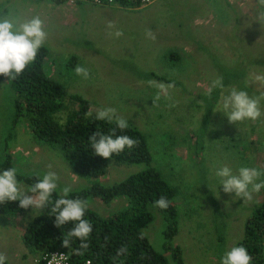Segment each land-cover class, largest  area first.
<instances>
[{
	"label": "rangeland",
	"instance_id": "374dc122",
	"mask_svg": "<svg viewBox=\"0 0 264 264\" xmlns=\"http://www.w3.org/2000/svg\"><path fill=\"white\" fill-rule=\"evenodd\" d=\"M141 5H147V11L162 8L165 15L147 22L139 7L117 3L0 0V18L41 17L48 33L47 75L67 95L89 100L92 113L113 107L146 135L152 165L175 189L178 230L173 243L181 248L185 264H220L242 239L244 223L261 202L264 187L252 192L251 200L225 193L215 170L225 165L233 174L240 167L264 170V115L234 124L214 110L232 88L253 97L264 93V84H246L250 73H264V7L257 0H146ZM109 21L115 28L107 27ZM117 29L123 31L119 38L110 35ZM149 29L154 41L146 37ZM77 65L89 69L88 79L75 74ZM218 77L223 78L224 88H213L209 95L207 90ZM149 80L174 82L171 98L161 96L153 104L158 89L149 86ZM9 83L8 77L0 81V162L10 153L17 174L42 178L54 171L59 177L56 191L62 195L65 186L76 191L95 182L109 185L146 167L111 160L99 177L77 173L60 150L37 138L25 121L11 128L14 96ZM66 103L69 108L76 106ZM260 108L264 113V99ZM261 181L264 176L256 183ZM127 199L89 198L87 202L88 208L104 216L125 208ZM40 211L0 214V252L7 255L6 264H38L35 259L41 252L24 243L23 233L26 222ZM152 212L154 218L144 233L163 252L164 217L156 209ZM165 255L173 264L170 254Z\"/></svg>",
	"mask_w": 264,
	"mask_h": 264
},
{
	"label": "trees",
	"instance_id": "16d2710c",
	"mask_svg": "<svg viewBox=\"0 0 264 264\" xmlns=\"http://www.w3.org/2000/svg\"><path fill=\"white\" fill-rule=\"evenodd\" d=\"M61 3L62 0H54ZM121 7H139L141 0H112ZM107 2V4H111ZM47 48L41 47L37 56L22 74L10 80L9 86L13 91V114L11 128L20 121H25L30 130L40 140L56 147L64 159L77 173L88 177L104 175L109 162L124 164H144L146 167L131 173L119 182L104 185L99 182L91 186L71 191L67 198H99L110 202L118 196H126L127 206L109 215H101L91 208L86 209L84 219L92 224V232L88 238L89 248L84 255L75 254L81 241L76 237L70 238V247H62L63 240L76 222H68L61 227L55 225V213L51 211L56 199L62 195L55 191L50 203L39 213L32 216L25 225L23 241L35 251L48 252L59 250L68 255L70 264H82L86 260L91 264H169L166 253H169L173 264H185L181 256V248L173 243L178 230V212L173 203L175 189L161 175L160 170L152 165L153 157L148 146L146 135L133 123L128 122V128L117 129V135H127L138 141L132 148L127 147L118 155L103 158L94 154L89 143V137L99 130L110 134L115 123L95 119V113L88 116L90 102L78 95H67L62 86L47 75L44 69V58ZM5 76L0 75V81ZM66 101L75 104L69 108ZM65 112V114H63ZM6 138L4 149H8ZM14 167L10 153L6 152L0 162V172ZM37 175L17 174V180L28 185L37 181ZM164 196L169 201V207L161 209L154 206V201ZM31 208L24 209L19 201L0 204V214L11 216L23 215ZM158 210L164 217L162 251L156 250L144 233V228L153 220L152 210ZM122 246L127 253L117 257V250ZM236 246H244L252 256L251 264L264 262V189L262 200L253 208L246 219L243 237ZM115 258V259H114Z\"/></svg>",
	"mask_w": 264,
	"mask_h": 264
},
{
	"label": "clouds",
	"instance_id": "9594fccd",
	"mask_svg": "<svg viewBox=\"0 0 264 264\" xmlns=\"http://www.w3.org/2000/svg\"><path fill=\"white\" fill-rule=\"evenodd\" d=\"M257 3L264 7V0H257ZM107 27L115 28L113 22L109 21ZM146 37L155 40V34L149 29L146 30ZM116 38L123 35V31L117 29L110 33ZM48 38V33L44 29V21L39 15L29 19L19 18H0V75L8 77L9 80L16 79L23 73L25 68L34 62L37 53L44 46ZM75 74L83 79L90 77L89 69L82 65H77L74 69ZM148 85L158 89L153 100V104L161 96L170 97V89L175 88V83L168 84L149 80ZM247 83L264 84V73H250ZM213 88H224L223 78L218 77L212 81L211 87L207 92L211 95ZM264 99V93L260 96H249L244 90L232 88L227 95L222 97V102L214 110L222 111L230 123L244 120L256 121L264 115L261 112L260 101ZM88 116L92 112L87 113ZM95 119L115 123L116 127L110 130V134H103L99 130L92 133L89 137V143L94 154L103 158H110L113 154L118 155L128 149L134 148L138 141L127 136L117 135V129L124 130L128 128V120L118 115L117 110L113 107H101L96 110ZM51 168V165H49ZM17 168L11 167L0 172V204L5 202L19 201V206L24 209L35 208L43 210L51 201L52 194L56 191L59 177L54 171H48L43 174L42 178L37 174V181L33 185L22 186L17 180ZM215 175L220 179V185L223 186L225 193H235L236 196H242L247 200L252 199V192H259L264 187V181H256L264 176V170L256 167H240L238 174H233L232 169L227 165L215 170ZM251 185V191L249 186ZM72 191L70 185L63 187L62 196L56 199L51 211L55 213V225L61 227L68 222H76L75 226L67 233L62 247H70V238L76 237L81 243L75 254L84 255V251L89 248L88 238L92 232V224L84 219L88 202L80 198H67ZM32 193L29 195L27 193ZM154 206L161 209L169 207V201L161 196L154 201ZM128 249L122 246L117 250V257L126 254ZM48 264H62L68 257L64 254L52 255ZM115 259V258H114ZM7 255L0 252V264H6ZM252 256L244 246H233L221 258L220 264H251ZM89 264L91 262L89 261Z\"/></svg>",
	"mask_w": 264,
	"mask_h": 264
},
{
	"label": "built area",
	"instance_id": "2783aa9c",
	"mask_svg": "<svg viewBox=\"0 0 264 264\" xmlns=\"http://www.w3.org/2000/svg\"><path fill=\"white\" fill-rule=\"evenodd\" d=\"M80 0H62V2H66L67 4L73 5L74 3H77ZM84 1V0H81ZM87 2L94 4V5H107V2L111 3L112 0H86ZM146 0H141V4H143V2ZM59 255V254H64L68 257V255L63 252V251H59V250H54V251H48V252H41L39 253V256L35 259L36 263L38 264H48V260L52 259V255ZM62 264H70L69 258L62 262ZM82 264H89V261L86 260L84 263Z\"/></svg>",
	"mask_w": 264,
	"mask_h": 264
},
{
	"label": "crops",
	"instance_id": "0c3cea01",
	"mask_svg": "<svg viewBox=\"0 0 264 264\" xmlns=\"http://www.w3.org/2000/svg\"><path fill=\"white\" fill-rule=\"evenodd\" d=\"M51 1L53 3H57L54 0H51ZM154 1H158V0H154ZM152 3H154V2H152ZM152 3H149V5L152 4ZM140 6H139V8L138 7H134V8H138V10L142 12L141 15L144 16V18L147 20V22L152 20V18L157 16V15H162V14L165 15V12H164V10L162 8L157 10V11H147L146 8H145V7H147V5H145V6L140 5ZM71 7H73V6H71ZM73 9H75V8H73ZM263 264H264V262H263Z\"/></svg>",
	"mask_w": 264,
	"mask_h": 264
}]
</instances>
